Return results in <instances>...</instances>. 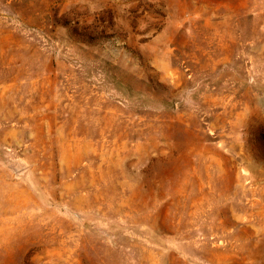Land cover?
<instances>
[{
	"label": "rangeland",
	"instance_id": "374dc122",
	"mask_svg": "<svg viewBox=\"0 0 264 264\" xmlns=\"http://www.w3.org/2000/svg\"><path fill=\"white\" fill-rule=\"evenodd\" d=\"M0 264H264V0H0Z\"/></svg>",
	"mask_w": 264,
	"mask_h": 264
}]
</instances>
